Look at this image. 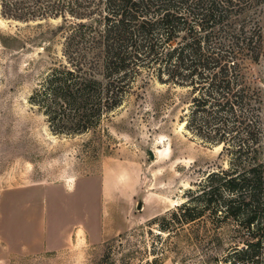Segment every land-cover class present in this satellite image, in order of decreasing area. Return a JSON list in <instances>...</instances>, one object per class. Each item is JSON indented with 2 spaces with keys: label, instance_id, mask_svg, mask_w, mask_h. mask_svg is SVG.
<instances>
[{
  "label": "rangeland",
  "instance_id": "obj_1",
  "mask_svg": "<svg viewBox=\"0 0 264 264\" xmlns=\"http://www.w3.org/2000/svg\"><path fill=\"white\" fill-rule=\"evenodd\" d=\"M59 23L0 9V264H229L230 226L171 220L226 165L181 122L186 88L146 77L96 128L50 130L31 102L61 59Z\"/></svg>",
  "mask_w": 264,
  "mask_h": 264
},
{
  "label": "trees",
  "instance_id": "obj_2",
  "mask_svg": "<svg viewBox=\"0 0 264 264\" xmlns=\"http://www.w3.org/2000/svg\"><path fill=\"white\" fill-rule=\"evenodd\" d=\"M0 9L60 19L61 59L31 102L53 133L96 128L146 77L186 88L181 122L221 146L226 165L171 220L230 226L225 260L264 264V0H0Z\"/></svg>",
  "mask_w": 264,
  "mask_h": 264
},
{
  "label": "water",
  "instance_id": "obj_3",
  "mask_svg": "<svg viewBox=\"0 0 264 264\" xmlns=\"http://www.w3.org/2000/svg\"><path fill=\"white\" fill-rule=\"evenodd\" d=\"M151 154H152V153H151ZM137 207H138V208H140V207H141V203H140V202L137 204Z\"/></svg>",
  "mask_w": 264,
  "mask_h": 264
}]
</instances>
